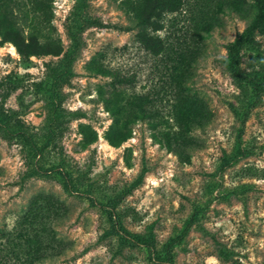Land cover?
<instances>
[{
  "label": "rangeland",
  "instance_id": "rangeland-1",
  "mask_svg": "<svg viewBox=\"0 0 264 264\" xmlns=\"http://www.w3.org/2000/svg\"><path fill=\"white\" fill-rule=\"evenodd\" d=\"M135 1L0 0L56 51L0 36V264H264L256 3L182 0L157 55Z\"/></svg>",
  "mask_w": 264,
  "mask_h": 264
},
{
  "label": "trees",
  "instance_id": "trees-1",
  "mask_svg": "<svg viewBox=\"0 0 264 264\" xmlns=\"http://www.w3.org/2000/svg\"><path fill=\"white\" fill-rule=\"evenodd\" d=\"M258 9L257 17L249 27L231 44L229 48V55L231 64H237L240 57V50L244 44L253 39L254 30L264 22V0H254ZM182 6V0H136L131 6L138 19V24L143 28L140 31V40L145 48L151 50L154 54H160L162 51L161 38L159 35H155L152 32H157L162 29V16L165 12H174L180 9ZM39 12L41 9H37ZM36 15V14H35ZM38 17V16H36ZM29 18V30L18 27L16 22H9L5 24L4 20H0V36H3L5 41H13L18 47L19 51L26 57L38 54L55 53L52 51L53 47L49 43H43L40 38L43 37V31L40 27L38 18ZM150 28L151 30H146ZM111 75H114L112 71H109ZM123 97H121V100ZM143 108H141V111ZM120 127V125H117ZM120 130L123 131L122 128ZM121 136V135H120ZM118 139L111 136L110 140L114 144L119 145L122 141L126 140L130 136V131L125 130L124 134ZM67 189L70 191V184L67 185ZM138 243H144L151 246L150 243L137 240Z\"/></svg>",
  "mask_w": 264,
  "mask_h": 264
}]
</instances>
